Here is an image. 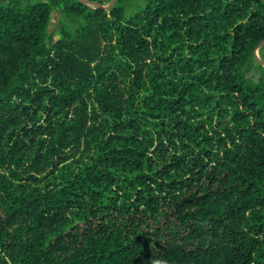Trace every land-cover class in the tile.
<instances>
[{
  "label": "trees",
  "instance_id": "obj_1",
  "mask_svg": "<svg viewBox=\"0 0 264 264\" xmlns=\"http://www.w3.org/2000/svg\"><path fill=\"white\" fill-rule=\"evenodd\" d=\"M84 1H0V264H264V0Z\"/></svg>",
  "mask_w": 264,
  "mask_h": 264
},
{
  "label": "rangeland",
  "instance_id": "obj_2",
  "mask_svg": "<svg viewBox=\"0 0 264 264\" xmlns=\"http://www.w3.org/2000/svg\"><path fill=\"white\" fill-rule=\"evenodd\" d=\"M8 0H5L4 2H6ZM22 3L24 4H28V3H35V2H45L47 0H20ZM108 2H104L103 6L105 7V10L108 7ZM62 13L61 10L57 9L54 10L52 12V16H51V22L49 25V30H48V39H47V43L49 45L55 43L59 38H60V34H59V28L61 26V22H62ZM262 48V47H261ZM257 50L256 54L258 56V59L260 61H262V56H263V49Z\"/></svg>",
  "mask_w": 264,
  "mask_h": 264
},
{
  "label": "water",
  "instance_id": "obj_3",
  "mask_svg": "<svg viewBox=\"0 0 264 264\" xmlns=\"http://www.w3.org/2000/svg\"><path fill=\"white\" fill-rule=\"evenodd\" d=\"M79 1H81L84 5H86V6L90 7V8H97V7H100L98 4H95V3L86 2V1H84V0H79ZM115 2H116V0H112V1L108 4L107 9H109V8H110ZM263 45H264V41L259 45L258 49L261 48ZM258 49H257V50H258ZM255 56H256L257 60L259 61V63H260L261 65H263V67H264V64L258 59V56H257L256 52H255Z\"/></svg>",
  "mask_w": 264,
  "mask_h": 264
},
{
  "label": "clouds",
  "instance_id": "obj_4",
  "mask_svg": "<svg viewBox=\"0 0 264 264\" xmlns=\"http://www.w3.org/2000/svg\"><path fill=\"white\" fill-rule=\"evenodd\" d=\"M154 264H166V261H164V260H156V261H154Z\"/></svg>",
  "mask_w": 264,
  "mask_h": 264
},
{
  "label": "crops",
  "instance_id": "obj_5",
  "mask_svg": "<svg viewBox=\"0 0 264 264\" xmlns=\"http://www.w3.org/2000/svg\"><path fill=\"white\" fill-rule=\"evenodd\" d=\"M1 2H4L5 0H0Z\"/></svg>",
  "mask_w": 264,
  "mask_h": 264
}]
</instances>
